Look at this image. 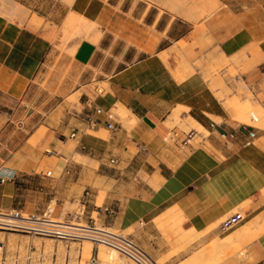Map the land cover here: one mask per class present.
<instances>
[{
  "label": "crops",
  "instance_id": "1",
  "mask_svg": "<svg viewBox=\"0 0 264 264\" xmlns=\"http://www.w3.org/2000/svg\"><path fill=\"white\" fill-rule=\"evenodd\" d=\"M155 1L0 2V97H21L50 66L63 73L59 95L78 93L70 115L44 124L53 131L51 153L43 154V139L28 153L32 132L7 157L5 194L35 191L37 174L41 209L54 201L57 216L74 215V205L86 219L96 212L162 264H264V115L260 125L247 122L249 105L235 103L238 121L199 70L175 71L183 42L226 57L244 52L253 62L248 87L264 110V36L213 22L202 46L199 29ZM93 105L103 111L88 127ZM177 108L180 120L208 131L197 146L189 144L194 132L174 123ZM250 129L255 136L246 142ZM237 210L242 218L221 229Z\"/></svg>",
  "mask_w": 264,
  "mask_h": 264
},
{
  "label": "rangeland",
  "instance_id": "2",
  "mask_svg": "<svg viewBox=\"0 0 264 264\" xmlns=\"http://www.w3.org/2000/svg\"><path fill=\"white\" fill-rule=\"evenodd\" d=\"M0 2L3 3V0ZM155 4L172 14L180 15L191 26L199 29L204 37L203 42L200 41L202 46L209 43L208 27L213 22H221L225 31L248 26L254 28L259 36H264V0H156ZM73 21L72 18L67 20L68 23ZM179 47L176 50L182 62L177 61L180 62L175 70L177 74L181 73L179 72L181 70L183 74L199 70L225 110L234 119L242 121L240 117L237 119L232 114L234 104H248L247 122L261 124L264 110L249 89L244 75L248 65L253 62L245 60L244 52L226 57L223 54L219 55L214 48L196 50L193 44L189 45L187 42L180 43ZM60 70L59 67H45L43 72L46 73L40 75L39 79L35 78L30 89L21 97L6 99L0 97V211L13 207L21 209L24 213H42L48 210L54 221L86 226L89 218L84 217L85 211L83 212V208L78 205H74L76 212L72 216H57L55 211H49L53 208L54 201L49 208L41 209L36 192L40 190L42 184L39 183L37 174L33 184L36 192L22 194V189L18 188L14 199L5 194V184L9 179L5 177L7 172L3 165L7 157L21 149L24 138L32 132L34 134L29 139L31 146L28 147L30 149L28 153H35L33 149L39 146L42 139L44 143L40 148L43 154L51 153L52 151L46 150L50 149L48 142L53 136V131L44 124L53 125L61 117L70 115L78 104L77 92L66 96L59 95L61 92L59 79L63 74ZM117 110L120 111L119 107ZM178 112L179 108L173 113L174 123L183 128L188 135L194 132L189 144L197 146L208 131L198 127L190 117L180 120ZM252 114L256 116V120L252 119ZM184 121H187V126ZM188 149L189 147H184L185 151ZM75 159L82 160L79 155ZM48 170L51 168L46 167L44 173ZM15 182L20 186L24 180L22 176H18L15 177ZM96 214L93 212L92 215L98 228L106 226L113 231L126 234L100 222ZM93 254L97 255L99 264H134L112 248L104 245H98L97 248V244L86 239H64L0 228V264H87L90 255ZM157 261L162 262L160 259Z\"/></svg>",
  "mask_w": 264,
  "mask_h": 264
},
{
  "label": "built area",
  "instance_id": "3",
  "mask_svg": "<svg viewBox=\"0 0 264 264\" xmlns=\"http://www.w3.org/2000/svg\"><path fill=\"white\" fill-rule=\"evenodd\" d=\"M102 111V107L93 105L91 107V110L86 112L84 118L88 127H95L98 124L99 118L96 116V114L101 113ZM252 119L256 120V117L253 114ZM106 127L114 129L115 123L113 121L107 120ZM74 134L75 132L71 133V135ZM229 135H233V133L230 132ZM254 136L255 131L253 129H250L247 133L248 138L246 142H248ZM140 147L143 150L147 149L145 144H141ZM110 161L112 163H116L117 158L111 157ZM46 173L47 175L50 174L51 170L46 171ZM51 210L52 208L49 209V211ZM107 210L110 213L113 212L112 209ZM51 218L52 217H50V213H48V210H44L42 213H24L21 209L13 207L5 211H0V228L64 239L79 240L80 238H88L94 244L104 243L105 245L115 247L122 254H124L126 257L137 264H162L158 262L156 258L151 256L130 236L121 232L113 231L106 226H100V228H98V225L95 224V221L92 218H90L86 223L87 226L57 222L50 220ZM241 218L242 212L240 210L234 211L219 223V227L221 229H224L232 223L240 220ZM61 223L66 226L73 225L77 228L82 229L69 228L58 225ZM87 264H99L97 255H90Z\"/></svg>",
  "mask_w": 264,
  "mask_h": 264
},
{
  "label": "bare ground",
  "instance_id": "4",
  "mask_svg": "<svg viewBox=\"0 0 264 264\" xmlns=\"http://www.w3.org/2000/svg\"><path fill=\"white\" fill-rule=\"evenodd\" d=\"M256 117V116H255ZM198 127H200L199 125H197ZM50 220H53L52 218L50 219ZM54 221V220H53ZM58 222V221H57ZM62 223H66V222H64V221H62ZM58 224V225H60V226H64V227H69V228H76V229H82V228H77V227H75V226H73V225H69V226H66V225H63V224ZM70 224H73V223H70ZM77 225V224H76ZM87 226V225H86ZM65 229V228H64ZM89 240L90 242H92L90 239H88V238H80L79 240ZM98 245H104V246H106V247H108V248H112L113 250H115L116 252H118L119 254H121L122 256H124V257H126L124 254H122L118 249H116L115 247H113V246H109V245H105L104 243H98L97 244V248H98ZM87 247L89 248V244L87 245ZM83 251H85V250H83ZM98 255V254H97ZM128 260H130L128 257H126ZM131 262H133L134 264H137V263H135L134 261H132V260H130Z\"/></svg>",
  "mask_w": 264,
  "mask_h": 264
}]
</instances>
